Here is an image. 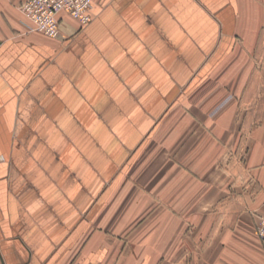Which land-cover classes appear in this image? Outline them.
Returning a JSON list of instances; mask_svg holds the SVG:
<instances>
[{
  "label": "crops",
  "instance_id": "crops-1",
  "mask_svg": "<svg viewBox=\"0 0 264 264\" xmlns=\"http://www.w3.org/2000/svg\"><path fill=\"white\" fill-rule=\"evenodd\" d=\"M25 1L0 0V264H264V0H93L56 39ZM157 129L185 180H138L132 227Z\"/></svg>",
  "mask_w": 264,
  "mask_h": 264
},
{
  "label": "rangeland",
  "instance_id": "rangeland-1",
  "mask_svg": "<svg viewBox=\"0 0 264 264\" xmlns=\"http://www.w3.org/2000/svg\"><path fill=\"white\" fill-rule=\"evenodd\" d=\"M157 130H153V132H150L143 142V144L140 147V153L136 156V154H133V159L130 160L125 167L127 170H123L124 175V181L122 182V194L118 199L126 202L125 200H132L131 197L134 194V190L136 189L137 181L140 180L143 181L144 184H151L153 180H158V185L156 187H162L166 186L168 183L172 182L174 184H183L184 183V169L187 168V166L184 165L183 158H178L175 161V164L173 166V174L171 177V174H165L162 173L168 171V166L166 164V157L168 155V149L166 148L167 143V137L168 133L167 130L161 129L158 133ZM183 140H184V132L183 129H181V139L177 140L176 142V152H183ZM136 152V151H135ZM159 159V160H158ZM175 168V169H174ZM157 170H161L160 174L161 176H158ZM162 172V173H161ZM146 187V186H145ZM155 187V188H156ZM163 188V187H162ZM161 188V190H162ZM158 195V194H157ZM133 200L131 202H126L120 207H117L115 211H119L121 208V211L124 212L127 216V223L133 224L132 227L144 225L145 228L149 225L151 228V202H149L148 207L144 209V215L143 218H136V208L133 205ZM148 218V222H146V219Z\"/></svg>",
  "mask_w": 264,
  "mask_h": 264
},
{
  "label": "built area",
  "instance_id": "built-area-1",
  "mask_svg": "<svg viewBox=\"0 0 264 264\" xmlns=\"http://www.w3.org/2000/svg\"><path fill=\"white\" fill-rule=\"evenodd\" d=\"M92 5L93 0H26L19 8L30 23L31 32L56 39L61 34L62 12L68 13L82 25H88L93 19ZM257 234L264 243V213L259 216Z\"/></svg>",
  "mask_w": 264,
  "mask_h": 264
}]
</instances>
